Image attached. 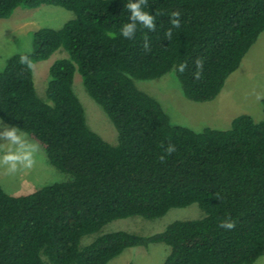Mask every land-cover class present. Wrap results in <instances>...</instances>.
Returning <instances> with one entry per match:
<instances>
[{
  "label": "trees",
  "instance_id": "1",
  "mask_svg": "<svg viewBox=\"0 0 264 264\" xmlns=\"http://www.w3.org/2000/svg\"><path fill=\"white\" fill-rule=\"evenodd\" d=\"M41 5L73 18L32 31L30 51L6 59L0 120L70 179L22 196L0 187V264H107L154 244L169 248L162 264H254L264 255V98L258 122L242 114L195 132L135 82L172 74L187 100H214L264 31V0H0V19ZM59 48L67 58L48 68L42 100L33 65ZM75 71L116 145L88 127ZM192 204L202 217L152 234L100 233Z\"/></svg>",
  "mask_w": 264,
  "mask_h": 264
},
{
  "label": "rangeland",
  "instance_id": "2",
  "mask_svg": "<svg viewBox=\"0 0 264 264\" xmlns=\"http://www.w3.org/2000/svg\"><path fill=\"white\" fill-rule=\"evenodd\" d=\"M73 18V13L61 8L41 5L36 9L17 8L8 19H0V71L8 57L31 49V32L40 28L59 29ZM67 58L59 48L47 60L33 65V82L39 98L45 100L48 68L59 59ZM138 89L156 99L175 125L195 132L204 128L228 129L231 121L242 114L255 122L263 118L261 101L264 98V31L242 59L239 67L227 78L218 96L210 102L187 100L178 80L166 74L158 80L136 81ZM73 91L83 106L88 127L110 145H116L117 134L103 110L86 93L77 71L73 77ZM69 175L51 166L42 149L28 137L0 120V187L10 196L33 193L53 183L65 182ZM202 217L196 204L172 208L163 217L144 220L131 217L113 221L100 233L127 231L141 235L162 230L176 220ZM169 252L164 244L151 245L147 250L128 248L107 264H162ZM45 264L46 259H43ZM254 264H264V255Z\"/></svg>",
  "mask_w": 264,
  "mask_h": 264
}]
</instances>
